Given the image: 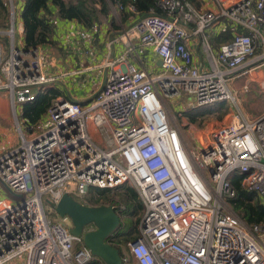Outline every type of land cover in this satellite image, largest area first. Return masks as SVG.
<instances>
[{
  "label": "built area",
  "instance_id": "obj_1",
  "mask_svg": "<svg viewBox=\"0 0 264 264\" xmlns=\"http://www.w3.org/2000/svg\"><path fill=\"white\" fill-rule=\"evenodd\" d=\"M135 2L129 12H136ZM216 2L217 14L185 0H156L165 15H147L120 36L127 51L100 65L108 72L93 99L56 98L41 132L30 139L22 133V144L0 157V264L18 258L104 264L83 236L72 234L68 217H48L45 201L55 206L66 193L80 201L90 188L124 185L138 191L144 214L122 264H264V226L248 227L230 202L238 174L264 203V114L211 121L191 142L172 125L164 103L186 95L195 98L191 109L237 104L230 83L238 78L264 92V0ZM219 24L235 32L216 52L208 31ZM192 38L199 39L208 68L195 64ZM136 41L159 57L161 72L143 67ZM44 60L38 50L0 41V92L10 95L14 109L56 81L45 74ZM6 188L20 197L8 198Z\"/></svg>",
  "mask_w": 264,
  "mask_h": 264
},
{
  "label": "crops",
  "instance_id": "obj_2",
  "mask_svg": "<svg viewBox=\"0 0 264 264\" xmlns=\"http://www.w3.org/2000/svg\"><path fill=\"white\" fill-rule=\"evenodd\" d=\"M23 6L24 2L22 0H15L14 8L17 16L15 14L14 29L12 28L11 22L10 29H0V36L9 37L10 42L14 41L15 46L24 51L26 49L24 46L25 35L23 22L21 19ZM201 7L202 10L211 11L216 14L219 10V5L216 0H205V2L202 0ZM115 8L113 5H111V14L108 19L100 23H95L91 28H86L77 21H67L56 18V46L46 45L38 49L40 55H42L45 59V74L50 78L56 79V81L46 87L44 91L50 88H58L63 93L62 97L78 101L81 104H87L93 99L94 95L101 89L108 72V70L100 68V65L106 62L108 57L112 58V60H118L123 55V53L127 51L126 46L120 40V36H122L125 31L129 30L136 22L139 21V19L128 18L123 22L121 18L122 13H115ZM10 31H13L12 38L8 33ZM223 31L224 26L222 24H219L209 30L208 34L211 36V42ZM112 41L115 43L114 46L110 48L109 44ZM135 43V52L139 56H142L143 67L151 75H156L161 72L162 65L159 57L154 54L152 50L142 47L137 41ZM189 47L194 53L195 64L200 67L202 66L204 68H208L206 55L200 46L199 39H190ZM218 49L219 47L214 48L216 52ZM129 61L133 62V58H130ZM94 71L101 73V81L98 86L88 87V84H86L84 78L92 74ZM250 88L253 90V92L255 90V93H253L252 96H250ZM70 89L77 90L78 94L72 93ZM257 89L259 88L254 83L249 82L244 78H238V80L231 82L230 90L233 96L236 98L237 104H235L234 107L229 104L228 111L225 112L226 116L219 122H230L236 112L241 113L249 121H253L261 117V114L260 116H255L254 114L252 115L246 111V109V112H244L242 109V105L248 104L250 99L253 100L252 105L260 102L258 97L264 92L260 91V93L257 91ZM188 99L189 104L195 101L194 97H189ZM224 103L226 104L229 102ZM224 103H219L216 105L218 106ZM22 108L23 105H18L14 109L10 95L5 92H0V157L4 156L22 144L19 133L22 134L24 131L23 129L33 130V134L29 135V137H27L28 139L32 138L38 133L36 130H34V127H28L26 121L22 118ZM179 110L182 113L187 109L180 107ZM14 111L20 116V123L23 126L17 124V121L15 123V119L13 117ZM45 119L46 116L41 120L40 124L42 123L43 125ZM191 128L192 127H190V129ZM9 264H25V259L18 258Z\"/></svg>",
  "mask_w": 264,
  "mask_h": 264
},
{
  "label": "trees",
  "instance_id": "obj_3",
  "mask_svg": "<svg viewBox=\"0 0 264 264\" xmlns=\"http://www.w3.org/2000/svg\"><path fill=\"white\" fill-rule=\"evenodd\" d=\"M24 2L21 12V19L24 28V46L28 51L38 50L46 45L56 46L55 29L56 18L77 21L86 28H91L95 23L107 20L111 14V5L120 4L123 7L121 18L124 22L128 18L142 19L143 17L156 14L164 16L165 12L156 5V0H136L134 6L136 12L128 11L132 0H22ZM197 9H201L202 0H185ZM56 12H55V11ZM11 9L6 0H0V29H10ZM115 27V26H114ZM241 31V30H239ZM235 31L227 27L219 36L212 40L215 48L221 44L229 43L233 40ZM1 42L10 46V39L7 36L1 37ZM62 91L58 88H50L40 93L37 99L23 105L22 118L28 127L38 126L41 120L47 115L53 101L62 96ZM217 105L199 107L182 112L190 125L202 126L208 117L213 116L219 110L225 112V103L220 107ZM231 183L236 191V196L231 199V208L241 220L250 228L256 225L264 226V203L254 192H249L242 185V176L235 175L231 178ZM88 206H115L119 213L121 224L118 229L108 238L107 242L118 248L123 257V248L129 242L139 238V225L144 214V204L140 199L138 191L128 185L116 189L90 188L88 195L80 200ZM143 212V214H142ZM138 216H141L138 219ZM132 218L133 223L126 227L125 219ZM137 217V220H135Z\"/></svg>",
  "mask_w": 264,
  "mask_h": 264
},
{
  "label": "water",
  "instance_id": "obj_4",
  "mask_svg": "<svg viewBox=\"0 0 264 264\" xmlns=\"http://www.w3.org/2000/svg\"><path fill=\"white\" fill-rule=\"evenodd\" d=\"M10 6L12 9V28L14 29L15 12L13 0H10ZM10 33H12L13 37V31ZM24 51L30 52L26 49ZM6 189L11 196L20 197V195L8 188ZM47 203L54 208L60 218L68 217L71 220L72 234L83 236L85 246L94 256L100 258L104 264H122V257L118 248L107 242L108 238L121 224L120 216L114 206H88L67 193L64 194L62 200L57 205L53 206L49 200ZM90 224H94L96 230L86 232L85 228Z\"/></svg>",
  "mask_w": 264,
  "mask_h": 264
},
{
  "label": "rangeland",
  "instance_id": "obj_5",
  "mask_svg": "<svg viewBox=\"0 0 264 264\" xmlns=\"http://www.w3.org/2000/svg\"><path fill=\"white\" fill-rule=\"evenodd\" d=\"M6 1L9 3V0H6ZM13 2L15 4V0H13ZM14 12H15V8H14ZM16 16H17V14H16ZM10 22H11V18H10ZM16 43H17V41H16ZM211 44H212V42H211ZM212 48H213V45H212ZM84 79L86 81V84H88V87L89 86H98L99 83H100V81H101V73L98 72V71H94L92 74L86 76ZM70 91L72 93H74V94H78L77 90H75V89H72V90L70 89ZM249 91L251 93L250 96H252V94L255 93V90L253 92V90L251 88H250ZM257 91L260 92L261 90L260 89H257ZM188 98L189 97L186 96V95H183V96H180V97H178V96H171L170 95L168 97H165L164 103L167 106V108H168V110H169V112L171 114L172 125L173 126H176V127H179L183 131V134L186 137L187 136L190 137V138H188V137L187 138L191 142H192V138L198 137V136L201 137V136H204V134H206V133H203V131H202V129L204 128V125L206 123H209L211 121H221L226 116V113L225 112L228 111L229 104L232 107L235 106L234 102H232V101L229 102V103H226L225 104V107H226L225 112L224 111L223 112H220L219 110L215 111L214 112V115L208 117V119L203 122L202 126L199 127L197 125H190L188 123V121L181 116L182 113L179 110L180 107H182L183 109H187V110H190L191 109ZM258 99L260 100V102L255 103L253 105H252V103H253V100L252 99H250V101H249L248 104H243L242 105V103H241L242 109L244 110V112L248 111L249 113H251L252 115L254 114L255 116H260V114L263 115L264 114V93L262 95H260L258 97ZM261 101H263V102H261ZM76 102H78V101H76ZM216 107H220V105H218ZM245 109H246V111H245ZM13 117L15 119V123L17 121V124H19L20 126H23L20 123L21 122L20 116L17 115L15 113V111L13 112ZM17 127H18V125H17ZM190 127H192V128L190 129ZM23 130H24L23 131V134H25L24 136L26 138L29 137V135H32L33 134L32 133L33 130H27V129L26 130L23 129ZM34 130H36L37 132H39V131L41 132V130H42V123L39 124L38 126H35L34 127ZM19 136L21 137V141L23 142V140H22L23 139L22 134L19 133ZM128 186L133 188V186H131V185H128ZM4 192H5V194H6V196L8 198H10V199L14 198L13 196H11V194L8 192V190L5 189ZM45 210H46V213H47V215H48V217L50 219L56 220V219L59 218V216L56 214L54 208L50 204H48L46 201H45ZM142 214H143V212H142ZM140 218H141V216H138V219H140ZM135 220H137V217H135ZM124 221H125V223L127 225L126 227H130L132 225V223H133V219L131 217L125 219ZM68 224L69 225H72V222L69 221ZM140 225H141V223H140ZM140 225H139V230H140ZM263 239H264V237H263Z\"/></svg>",
  "mask_w": 264,
  "mask_h": 264
},
{
  "label": "flooded vegetation",
  "instance_id": "obj_6",
  "mask_svg": "<svg viewBox=\"0 0 264 264\" xmlns=\"http://www.w3.org/2000/svg\"><path fill=\"white\" fill-rule=\"evenodd\" d=\"M114 206V205H113ZM115 207V206H114ZM115 209H116V212L118 213V211H117V207H115ZM118 215H119V213H118ZM118 229V228H117ZM85 230H86V232H89V231H95L96 230V226L94 225V224H90V225H88L86 228H85Z\"/></svg>",
  "mask_w": 264,
  "mask_h": 264
}]
</instances>
